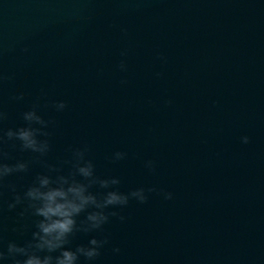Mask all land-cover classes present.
Returning <instances> with one entry per match:
<instances>
[{"label":"water","instance_id":"95a60500","mask_svg":"<svg viewBox=\"0 0 264 264\" xmlns=\"http://www.w3.org/2000/svg\"><path fill=\"white\" fill-rule=\"evenodd\" d=\"M34 106L50 151L2 145L5 163H29L0 189L5 250L37 219L8 210L14 195L86 147L119 191L156 189L76 234L72 249L108 237L91 264H264V0H0V134Z\"/></svg>","mask_w":264,"mask_h":264},{"label":"clouds","instance_id":"9594fccd","mask_svg":"<svg viewBox=\"0 0 264 264\" xmlns=\"http://www.w3.org/2000/svg\"><path fill=\"white\" fill-rule=\"evenodd\" d=\"M120 67L125 70L123 62ZM15 98L23 99V93ZM66 106L63 101L54 105L57 111L64 110ZM5 118L6 114L0 111V121ZM23 120L27 126L15 130L8 129L0 134V189L5 186L4 181L7 177L29 171L28 162L17 161L14 164L4 162L7 153L3 151V144L18 141L21 150L39 154L40 157L46 156L50 151L49 141L40 139L41 136L48 135L43 129L49 122L38 114L36 106L23 113ZM241 141L247 144L249 137L244 136ZM13 146L15 147V144ZM87 151L86 147L73 151L72 170L67 174H62L61 170L55 166L47 165L48 172L36 175L23 195L16 193L15 185H8V188L16 193L13 201L7 205L8 210L11 211L18 205H23L19 216L23 218L27 215L37 219L34 221L35 230L31 234V239L24 244L9 241L5 250L3 241L0 239V261L8 260L11 264H79L83 257L91 264L100 257L101 249L109 243V239L107 236L103 239L93 236L87 245H78L72 249L70 245L76 234L102 232L111 217H117L124 222L126 219L124 216L116 211L106 210L124 208L128 206L130 200H136L141 204L146 203L147 193L156 191L155 188L147 190L136 188L127 193L119 191L115 187L120 184L119 178H101L96 175L95 165L86 158ZM126 156L127 153L117 151L113 154L112 160L120 161ZM145 166L150 171L155 170L152 161H147ZM94 186H99L106 191L98 195L91 191ZM2 194L0 191V196ZM164 197L171 199L172 194L165 193ZM83 213H86L85 218L78 222L77 218ZM114 251L118 253L120 249L115 248Z\"/></svg>","mask_w":264,"mask_h":264}]
</instances>
